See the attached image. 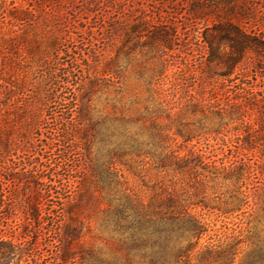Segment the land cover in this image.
<instances>
[{"label":"trees","instance_id":"trees-1","mask_svg":"<svg viewBox=\"0 0 264 264\" xmlns=\"http://www.w3.org/2000/svg\"><path fill=\"white\" fill-rule=\"evenodd\" d=\"M81 2L84 15L102 18L87 30L91 43L98 41L96 35L109 46L119 39L113 55L103 51L89 59L76 45L78 56L68 57L64 46L74 39L60 4L0 0V22L7 17L15 28L7 36L0 32V99L6 101V109L0 108V153L11 147L15 132L32 130H46L48 148L45 161L36 165H0V226L8 227L0 230V264H93L83 245L91 214L99 216L100 228L115 244L114 264H234L241 241L200 251L206 228L191 213L192 204L154 190L145 201L121 169L129 172L131 160L149 157L162 172L211 181L222 174L240 184V206L264 193V0H180L184 10L175 20L200 23L193 37L205 51L199 88L185 92L182 102L165 76L181 36L175 20L151 15L143 5L130 10L122 0ZM137 47L150 61L143 109L134 116L93 119V95L121 89L119 61ZM47 119L57 125L46 129ZM143 130H150L147 141ZM231 130L239 132L235 147L252 151L237 166L217 168L192 148L182 156L171 148L176 139L186 145ZM95 145L98 155L92 156ZM73 165L82 167L81 176ZM244 185L252 191H240ZM241 264H264V242Z\"/></svg>","mask_w":264,"mask_h":264},{"label":"rangeland","instance_id":"rangeland-1","mask_svg":"<svg viewBox=\"0 0 264 264\" xmlns=\"http://www.w3.org/2000/svg\"><path fill=\"white\" fill-rule=\"evenodd\" d=\"M42 1L44 0H30V3L38 6ZM49 1L54 8H57L56 5L60 4V11L66 10L68 12L67 17L70 19V22L67 23L66 32H69V35L74 39L73 43H66L64 46L70 52L68 57L78 56L79 49L75 51L72 49L76 45L84 50V57H86V53L89 54V59L93 58V53L102 54L103 51H105L106 55H113L115 53L119 39L115 41L113 46H109L107 39L102 35H96L97 42H90L87 30L98 24L102 18L100 15L92 18V14L88 17L79 11L78 5L82 3L81 0H58V3H56V0ZM122 1H124V6L130 8V10H136L140 5H143L147 11H150L151 15L155 16L158 14V16H164L166 17L164 19L167 21L175 20V13H181L184 10L180 6V0ZM110 2L114 3V0H110ZM1 11L2 9L0 8V13ZM179 21L180 19L176 23L181 36L174 45V57L171 58L173 66L167 68L165 76L168 77L167 82L169 84L173 82L176 85L174 88L176 92L175 98L183 101L182 98L185 92L199 88L198 86L202 80L199 76V69L201 68V63L203 62L202 56L205 51L201 46L195 44L193 37V34H195L194 30L201 26L200 23H188L183 20V24ZM14 30L15 28L8 22L7 17L2 23L0 22V32L5 34V36L11 34L10 32ZM27 34L29 36L30 32L28 31ZM144 52L146 51H142L141 48L137 47L131 53L129 52L126 61L121 57L119 64L124 67L120 78L121 89L116 90L109 87L93 95L91 102V116L93 119H109L121 114L134 116L138 110L143 109V99L146 98L143 83L148 76L145 68L150 65V61ZM167 86L169 85H165V87ZM3 100V95H1L0 108L2 107V110H5L6 106L4 104L6 101ZM188 118L190 121L198 119L197 116H190ZM47 120L44 123L45 125H43L46 129L48 127L52 128V126L54 128L57 125L54 120ZM186 120L185 118L184 121ZM161 123L162 125H167V121L165 120H162ZM45 132L46 130H41V133L32 130L22 135H19L20 132H15L13 137L16 140L8 150L0 153V165L20 168L21 163L26 161H28L27 164H32L31 166L36 165L37 160L44 162L47 155L44 152L48 149L43 143L46 142ZM149 133L150 130L142 131L144 141H147ZM167 133L169 136H172L173 129ZM238 135L239 132L234 130L223 135H202L186 145L182 144L180 139H176L171 144V148L173 150L180 149L178 153L181 156L192 148L195 152L203 155L204 158H208L204 160L205 162H215L214 165L217 168L221 166L227 168L229 166H237V162L240 159L244 160L245 156L250 158L252 155V151L235 147V138ZM98 148L96 145L92 147V156L98 155L96 152ZM77 152H74L72 156L74 165L76 164V159H79ZM99 154L104 155L105 150H101ZM129 163H131L129 172H126L124 168L121 170L127 176L128 186L138 192L145 201L148 199L150 190H154L159 194L163 192L165 194H175L192 204L191 213L197 216L206 228V232L199 241L198 249L200 251L203 250L204 246H224L241 241L239 245L240 253L234 262V264H241L245 255L254 245L264 242L263 192H260L259 196L253 199L250 197L247 205L240 206L241 204L237 200L240 199V196H237L236 193L237 187L240 184H236L234 180H223L222 174L218 175V179L211 181L209 178L204 180L203 177L199 176L198 179H195L193 175H182V173L171 170L162 172L155 168L154 161L149 157L145 159L134 158ZM74 165L73 169L78 172L73 171V173L76 176H81L79 172L82 167L75 168ZM261 179L262 176L260 175L258 181H262ZM247 190L252 191L251 185H244L240 189V191ZM202 204H205L207 208L203 209ZM232 208H234L233 211H231ZM19 216L22 215L19 214ZM98 217L95 214L90 215L88 223L89 232L83 238L84 249L91 253L94 258L93 264H114L116 263L115 258H117L115 244L110 235L100 228ZM6 228L8 227L4 228L0 226V230ZM3 231L7 232V229Z\"/></svg>","mask_w":264,"mask_h":264}]
</instances>
